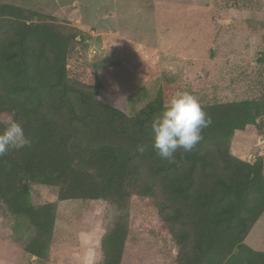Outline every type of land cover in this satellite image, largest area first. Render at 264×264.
I'll return each mask as SVG.
<instances>
[{"label":"trees","instance_id":"16d2710c","mask_svg":"<svg viewBox=\"0 0 264 264\" xmlns=\"http://www.w3.org/2000/svg\"><path fill=\"white\" fill-rule=\"evenodd\" d=\"M37 16L0 4V131L14 118L30 141L0 157V207L33 228L25 252L47 255L58 201L102 200L120 213L100 238L101 264H122L136 247L125 213L139 198L176 248L171 264H224L235 249L242 264H264V251L243 242L264 211V153L246 161L229 148L230 136L261 116L260 102L201 104L211 118L203 139L169 163L151 147V123L169 95L159 92L129 115L102 97L95 69L86 82L69 76L76 31ZM35 184L55 187L56 201L34 205Z\"/></svg>","mask_w":264,"mask_h":264},{"label":"rangeland","instance_id":"374dc122","mask_svg":"<svg viewBox=\"0 0 264 264\" xmlns=\"http://www.w3.org/2000/svg\"><path fill=\"white\" fill-rule=\"evenodd\" d=\"M65 23L76 33L69 76L84 82L95 69L101 95L132 115L159 92H190L200 104L258 100L262 114L229 138L231 154L253 161L264 153V0H0ZM55 187L32 185L34 205L56 201ZM120 213L107 201L57 203L44 258L26 253L33 236L25 218L0 207V264H101L99 241ZM125 213V212H124ZM126 217L136 237L122 264H171L176 248L145 199ZM264 251V211L244 239ZM235 249L224 264H242Z\"/></svg>","mask_w":264,"mask_h":264},{"label":"clouds","instance_id":"9594fccd","mask_svg":"<svg viewBox=\"0 0 264 264\" xmlns=\"http://www.w3.org/2000/svg\"><path fill=\"white\" fill-rule=\"evenodd\" d=\"M210 124L211 118L197 97L188 91L177 90L169 98L164 111L151 123V147L160 158L174 163L177 150L191 152L203 139V130ZM29 143L23 125L13 118L0 131V157L10 149L22 148ZM147 148L141 144L137 151L143 154Z\"/></svg>","mask_w":264,"mask_h":264}]
</instances>
